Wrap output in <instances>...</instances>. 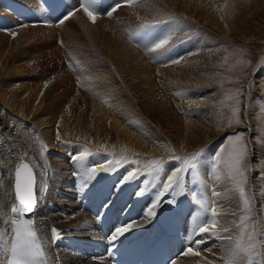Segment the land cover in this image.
I'll return each mask as SVG.
<instances>
[{"label":"bare ground","instance_id":"obj_1","mask_svg":"<svg viewBox=\"0 0 264 264\" xmlns=\"http://www.w3.org/2000/svg\"><path fill=\"white\" fill-rule=\"evenodd\" d=\"M22 1L28 5L12 1L19 7H26V13L19 14L10 2L0 0V6L6 8V11L8 9V13L11 12V19L5 23L0 20L2 28L9 27L14 22L17 26H24L10 29L8 34L0 30V105L6 109V113L16 118L15 123L14 119H8L0 112L1 230L11 227L5 221L13 219L10 209L17 204L13 188L14 174L20 163L19 158L23 157L36 174L37 203L33 215L37 235L44 247L48 263L109 264L99 247L105 246V236L99 227L105 225L108 217L111 218V222L107 223L110 229L116 228L117 231L122 228L121 225H131V216L121 214L120 203L127 198L140 197L147 186V196L137 202L140 206H146L142 219L136 223L138 227L130 228L115 240L111 239V244L106 246L111 247L117 241L141 233L145 234L146 243L152 246L159 237L161 226L151 224L156 218L158 207L154 209L155 214L152 216H148V209L156 201L167 175L181 166L168 159L158 175H149L146 168L148 159L155 155L170 158L172 153L181 154L193 150L199 154L203 151L204 154L200 155L196 163V169L191 170V173L196 172L200 176L206 189L207 197L199 201L218 204L221 213L218 220L222 227L230 229V233L220 230L219 235H199V246L195 243L191 245L199 255H186L188 245H181L180 237H177L170 241L171 249L176 252L173 255L183 252L176 260L178 264H214L222 261L228 264L230 259H235L237 264H243V257H233L231 244L220 237L230 234L235 238L238 235L237 225L243 215L246 195L252 196L253 204L257 205V215L264 217V182L259 178L257 168L245 169L242 185L245 189L244 198L240 196L236 182L229 178V170L214 168L210 157L216 151L224 132L223 110H219L218 106L220 93L217 95L216 92H205L201 86H206V90L222 86L224 67L229 62V55L224 53L231 50L222 45V39L240 44L237 42L238 31L250 30V21L264 12V0H231L233 6L235 1L245 3L244 16L236 29H231L228 24L230 16L226 13L219 15L217 11L219 5L224 7V0H137L133 7L122 4L124 0H97L98 11L95 10L97 18L94 23L80 10V0H64L63 11L66 8L71 11V15L63 19V23L58 21L63 11L54 19L46 14V0ZM115 2L118 3L112 6ZM212 7L217 11L215 14L211 13ZM113 8L116 10L109 16L107 13ZM183 12V15L179 14ZM24 14L26 18L30 16L39 19V22L32 24L31 21L24 20ZM168 15L170 16L167 17ZM194 15L204 22L201 24L207 26L206 30L193 24L194 20L198 21ZM0 16L4 18V14ZM180 17H183L182 20H179ZM189 17L191 21L187 19ZM167 20L168 23H165ZM144 21H160L159 26L164 29L166 27V30L157 42L164 38H170L169 41L173 42L170 45L173 51L169 55L165 52L170 49L168 46L160 49L161 51L157 50V58L153 55L152 63L159 65L151 64L138 47V44H146L149 40L150 44L156 38L152 32L147 34L144 29L141 39H135L133 35L127 38L123 34L130 32L131 26L137 33L144 28L140 25ZM178 23L182 25L179 26ZM28 24L44 26L31 27ZM241 24L243 29L240 28ZM196 29L199 32L193 34L194 38L187 40V44L184 41L185 45L180 46L182 42L178 40H182L183 34ZM81 30L85 38L80 36ZM168 30L170 34L166 32ZM5 31L7 32L6 28ZM213 32L215 35L211 36ZM188 37L192 38L189 35ZM154 41L152 46L156 43ZM188 48L189 56H185L183 50ZM88 50L94 51V54H90ZM65 57L67 59L64 61ZM177 59L180 62L173 63ZM259 59L260 63L253 67L252 77L261 67L260 75L264 72V65H260L264 62V50ZM67 60L72 62L70 69L66 67L65 63L69 62ZM167 60H170L169 64L164 65ZM52 65L53 70L49 68ZM256 78L259 82L264 81ZM207 96L211 98L207 100ZM247 100L248 90L244 94V108L248 105ZM199 109L202 113L198 114H202L203 120L188 116L196 115ZM145 112L159 120L163 148L150 139L155 134L143 118ZM182 112L185 115H181ZM261 116L254 112L247 119L250 120V117L254 126L257 125L259 129L263 125H260V119L264 120V116ZM240 126L245 128L248 125L242 123ZM262 133L264 132L259 134ZM261 140L264 141V135ZM166 144H174V148L165 150ZM251 147L257 158L264 160V144L253 141ZM49 156L59 163L66 161L63 169H67V164L72 165L74 174H66L63 178L66 185L69 186L72 180H78L77 192L75 187L67 189L68 197L74 194L75 200L67 199L69 208H56L61 212L53 209L58 201L64 200L59 196L55 199L53 197V191L58 188H54L51 183ZM253 158L254 163H258L259 160L254 156ZM82 159L87 162H84L86 166L83 168V163L80 162ZM92 169H96V172L92 173ZM261 171L264 172V166ZM106 174L109 178L113 175L107 186H97ZM130 175L138 181L130 195L126 196L124 189L131 179L128 178ZM154 179L156 183L150 188ZM188 180L189 178L185 179V182L188 183ZM186 188L190 189V186L187 184ZM169 193L165 196H171ZM108 194L113 195L108 207L120 198L122 201L115 208L105 210L103 201H107ZM136 206L137 210L143 207ZM201 211L198 201L183 203L178 216H182L183 222L176 220L175 228L184 233L181 224L187 222L190 235ZM204 218L208 219L207 216ZM73 227L75 232L71 233ZM261 227L264 230V218ZM53 228L67 232L70 236L56 244L52 239ZM10 235L9 231L8 236ZM56 245L60 248V255H55ZM78 248L93 251L97 257L85 256ZM5 253L6 249L2 245L0 264H6Z\"/></svg>","mask_w":264,"mask_h":264},{"label":"rangeland","instance_id":"obj_2","mask_svg":"<svg viewBox=\"0 0 264 264\" xmlns=\"http://www.w3.org/2000/svg\"><path fill=\"white\" fill-rule=\"evenodd\" d=\"M12 1H19L21 3L23 2V4H25V2L22 1V0H7L8 3L10 2L9 3L10 5L13 3ZM205 1H209V0H205ZM224 1H226L225 4H224V7L219 5L218 8H217V11H218L219 15H223L222 13H226L228 16H230L228 24L231 27V29H236V27L241 22L242 17L244 16L243 9L245 7V3H244V1H242L240 3L235 1V5L233 6L231 0H224ZM122 4H125V3L123 2ZM25 5H28V4L26 3ZM210 5L213 6L214 4H210ZM11 6L13 8V5H11ZM17 6H19V5H17ZM0 7H1L0 8V13L2 14V16L4 14V16H3L4 18H2L0 16V20L4 21V23H5L6 20L11 19L10 18L11 12L8 13L9 10L7 9V11H6V8H4L3 6H0ZM217 11L212 7V10H211L212 14H215ZM184 13L185 12L179 13V14L183 15ZM171 14H173V13H171ZM187 14H189V13H187ZM173 15H176V14L174 13ZM169 16L170 15H168L167 17H169ZM194 16L196 17V15H194ZM183 17H180L179 20H182ZM30 18L32 19V20H30L32 22V24L37 23V22L33 21L35 18L27 16V19H30ZM187 19L191 21L190 17L187 18ZM196 19L198 21L194 20L193 24L198 26V27H200V28H203L204 30H206L207 26L204 27L201 24V23H204V22L201 21L200 19H198V17H196ZM1 21H0V24H1ZM13 22H14V20H13ZM144 22L145 23H142L140 25H143V26L144 25H149V27H144L143 29H141L142 31L141 30L138 31L140 33H138V32L136 33L135 32L136 29H133L132 26L129 28L131 30L130 32H128V33H123L122 32V33L124 35L126 34L125 36L127 38L129 36L133 35V37L135 39H141L142 34L146 30L147 34H151V32L153 33L154 38L155 37L157 38V39L155 38L154 40H156V42H157V40L162 36L164 31L166 30V27H165V29L162 26L160 27L159 24H158V22H160V21H155L153 23H149L148 21L147 22L144 21ZM165 23H168V20ZM42 25L43 24H41V25L40 24L39 25L28 24V26H31V27L42 26ZM72 25H73V23H72ZM135 25H139V24H135ZM172 25H174V22L172 23ZM178 25L180 26L182 24L178 23ZM241 25L242 26L240 28L243 29V24H241ZM249 25L251 26L250 30H247L245 32L243 31L245 29L238 31L239 35H238V41L237 42H240V44L235 43L233 41H230L228 39H222V41H224L222 45L225 48H227V49H231V50H229V52H227V53L225 52L224 53L226 55H229V57H228L229 62H227L226 63L227 66L224 67L225 75L223 76L222 86L221 87L219 86L218 88L217 87L213 88V90H212V88H210L212 91L209 90V88H207V90H206V88H205L206 86H201V87L205 90V92H209V93L216 92L217 95H218V92L220 93V97H219L220 103H219L218 106H219V110H221V108L223 110V122L225 123L223 125V128H222V131H224V132H223L222 137L219 140L218 147H217L216 151L213 154H211V157H210L212 163L216 164V157L220 156L221 157V161H220L219 167L229 170V168L227 167L226 162L229 160L230 156L231 155H235V153L237 151L243 149L246 146V155L243 157V162L240 165L241 171H244L245 169L248 170V169H253V168H254V170L258 169L257 170V174H260L259 178L262 179V181L264 182V179H263L264 178V174H263L264 172L261 171V168L264 166V162H263L264 160L261 161V159L257 158V156H256L257 154L253 152L254 149H252V147H251V144H253V141H255L257 143H260V144L261 143L264 144V141L261 140V137L264 135V133H262V135L259 134L262 131L264 132V120L259 118L260 119V125H262V124L263 125H262V128L260 127L258 129L257 125L254 126V124L252 123L250 117H249L250 120L247 119V117L250 116L251 114H254V112L257 113V114H261L262 115L261 117L264 116V81L259 82L258 78H256V77H259L260 80L264 79V72L262 73V75H260L261 72H259L262 67L258 70L259 73L256 72L254 77L251 76L252 75L251 73L253 71V67L256 66L257 63H260L259 62V60H260L259 58H261L262 51L264 50V12L262 13L261 16H258L256 19L251 20ZM18 26L14 22L13 25H10L9 27H5L6 30H7V32H6L5 28H2V25H0V30L3 33H7L8 34V30H10L12 28L24 27V26H19V27ZM155 26H157V27H155ZM154 29H156V30H154ZM166 32L170 34L169 30L166 31ZM198 32H199V29H196V31L188 30V32H186L187 34L184 33L185 35L183 34L182 40H181V38H180V40H178V41L182 42V44H180V46L181 45L182 46L185 45V43L187 44L186 41L193 39L194 38L193 34H196ZM188 33H190L192 35H190ZM135 34H138L139 37H138V35H135ZM140 34H141V36H140ZM188 35L190 37H192V38H189ZM213 35H215L214 32L212 33L211 36H213ZM80 36L84 37V38L86 37L83 31L80 33ZM187 37H188V39H186ZM219 38L221 39L220 36H219ZM154 40H151L150 44H149L150 40L146 44H144V42L140 43V45L138 44V47L140 48V51H143L142 53L146 54L145 58L151 64L159 65V64L152 63L153 55H154L155 58H157V56H158L157 51L153 52V51H149L148 50V49H150V48H152L154 46V45L152 46V44H153L152 41L155 42ZM184 41H185V43H184ZM179 43L180 42H178V44ZM172 44H173V42L169 41V43L166 45V46H168V48H170L168 50H165L166 55H169L173 51L172 46H170ZM134 45L137 46L136 43ZM189 51H190V48H188L187 50H183V53H185L184 55L185 56L186 55L189 56ZM89 52H90V54H94V51H92V50H90ZM187 52H188V54H187ZM190 55H192V54H190ZM66 59H67V57H65L63 60L65 61ZM67 61H69V60H67ZM69 62L65 63L66 67L68 66V68L71 67V65L68 64ZM169 62H170V60H167L163 64L164 65L165 64H169ZM260 65L261 66L264 65V62H262ZM49 68L52 69L53 65L50 66ZM50 71L51 70H49V72ZM226 73H228V74L226 75ZM81 90H83V89H81ZM246 90H248V100H247L248 101V105H245V108H244V94H245ZM210 98H211L210 96L206 97L207 100L210 99ZM198 105H201L203 107L202 104H198ZM236 109H238V116L233 114L234 110H236ZM244 109L246 111H244ZM0 112H1V114L6 115V117L8 119H11V118L14 119L15 123H16V118L12 117V115H10L9 113H6L7 111H6L5 108H3L2 105H0ZM200 112H201V110L199 112H197L196 115H194V116L192 114H190L188 116L189 117H194L197 120H203L202 114H198ZM245 113L247 115L246 117H245ZM182 114L185 115V113H183V112L181 113V115ZM169 116L171 117L172 114H170ZM143 118L148 122V125L153 129V132L155 134V136L151 137L150 139L153 140V143L155 145H158V146H160V148H163L162 147L163 134H162L161 124H160L159 120L157 118L151 116L147 112L144 113ZM244 119L246 121H248V122L251 121V123L244 122L245 121ZM236 120H239V123H237ZM230 121L232 122L231 126H229V122ZM242 123H245L248 126H246L245 128L241 127L240 125ZM25 124L27 125L28 123H25ZM29 127H31V125H29ZM164 130L166 131L165 128H164ZM230 130H232V131H230ZM251 130L253 131L252 134L250 133V132H252ZM33 136H34V133H33ZM172 148H174V144H166V147L164 149L167 150V149H172ZM171 152H173V150H171ZM178 154L179 153H172L171 156L167 155V156H170V158H165L164 155H158V156L155 155V156L151 157L150 159H148L146 164L148 162L152 161V160H158V161H162V166H163V163L166 160L171 159L176 164L178 163L177 165H180L181 167H183V159L185 157H188V156H191L192 154H197V153L193 152V150H191V151H188V152L186 151V153H181L179 155ZM201 154H204V152L202 151L201 153H199V156ZM253 156L256 157V160L257 159L259 160L258 163H254L255 162V158H253ZM49 157L51 158V165H50V168H49V172H51V174H52L51 183L54 184V186H53L54 188H56V189L58 188L57 191H53L54 195L53 194L52 195H53L54 199L58 198V196H59V198L64 200V201H58L59 202L58 205L55 204V207L53 209H55L57 212H61L60 210H57L56 208L59 207V206L68 207L69 208L70 205H69V203H67L68 202L67 199H69L70 197L72 199L74 198L73 196L68 197V195H67V192H69V190H67V189H71L72 186L66 185V183L63 181L64 180L63 178H65L66 174H68V176L73 175L74 174V170H73L71 164L65 165L67 167V169H63L62 168L64 166V163H67L66 161H62L64 163H59L58 161L53 159L52 156H49ZM124 157H126V156H124ZM176 157H179L180 159H176ZM84 160L85 161H83V159H82V161L80 160V162L83 163V165H81L82 166L81 168L85 167L86 164H87L86 159H84ZM84 162H86V164ZM60 165H62V166H60ZM58 166L60 168H58ZM255 168H257V169H255ZM58 170H59V172H58ZM64 170L65 171L67 170V171L65 172ZM188 171L189 170H186L184 173H182V178H183V175L186 174ZM56 172H58V173H56ZM196 175L197 174H195V176ZM59 176H63V177L59 178ZM195 178L197 179V176ZM189 179H190V177H189ZM72 181H74V180H72ZM76 182H78V180H76ZM70 183H71V185H73V182H70ZM61 190L64 191V192H61ZM55 192H57V193H55ZM110 195L111 194H108V196H110ZM246 197L247 198H245V196H244V198L247 199L248 204L245 205V203H243V206H244L243 208L244 209H243V215L241 217H251L250 223L254 224L255 227H256L255 243L257 245V251H264V245H262L263 241H264V230H263V227H261L262 224H263V218L264 217L261 216L262 217L261 218L260 216L257 215L258 214V210H257V207H256L257 205L255 203L253 204L252 196L246 195ZM112 198H113V195H112ZM112 198H111V200H112ZM74 200H75V198L72 201H74ZM139 200H142V199L139 198ZM108 202H111V201H108ZM249 203H251V204H249ZM137 205L139 207H141L138 203H137ZM135 208H138V207L136 206ZM241 217H240V219H241ZM137 227H138L137 224H133V223L131 224V229H135ZM74 228L75 227H73V229L70 230L71 233L75 232ZM251 230H252L251 227H249V231H251ZM237 232H239V231H237ZM83 249H85V248H83ZM255 258H257V262H260L262 259H264V257H262V256H256ZM178 259H179V257H178ZM178 259H176V260H178Z\"/></svg>","mask_w":264,"mask_h":264},{"label":"snow or ice","instance_id":"obj_3","mask_svg":"<svg viewBox=\"0 0 264 264\" xmlns=\"http://www.w3.org/2000/svg\"><path fill=\"white\" fill-rule=\"evenodd\" d=\"M97 0H81L80 10L88 16L89 20L93 23L97 18V13L95 11V5ZM124 3L128 7H133L137 3V0H124ZM116 9L113 8L107 14L112 15V11ZM71 15V14H70ZM67 18V17H66ZM65 18V19H66ZM63 23V20L61 21ZM144 27H149V25H144ZM170 38H164L159 40L154 44V46L149 51H157L164 48L169 43ZM179 60H174L173 63H179ZM234 115L238 116V109L234 110ZM239 123V120H236ZM231 121L229 126H231ZM174 151V150H173ZM43 154V149H42ZM198 154H192L191 156L185 157L183 159V167L174 169L170 174L167 175L165 181L162 184V189L157 195L156 201L148 209V216L154 215V209L159 206L160 198L171 192L172 196L175 197L178 193L184 191V182L182 178V173L186 170H195L197 167L196 160ZM246 155V146L237 151L235 155H231L229 160L226 162L229 168V178L236 182V186L239 190L240 196H245V189L242 186L244 183V173L241 171L240 165L243 162V157ZM20 163L15 169V200L17 204H14L10 211L13 215V219L10 221H5L6 224H10L11 227L5 228L0 231V245H3L6 249L7 264H37L38 259L43 258L44 249L42 243L39 240L37 233L33 230L32 225L29 222H24L20 217H23L25 213H31L34 211L36 206V198L34 195V176L32 167L29 163L24 162L23 157L19 158ZM176 159H180L176 157ZM221 161V157H216V164L214 168H218ZM119 163V161H117ZM148 169V174H159L162 171V161L152 160L146 164ZM92 173L96 172V169L91 170ZM131 178V175L128 177ZM195 199V195L193 196ZM168 203H175V200H169ZM201 204V214L197 216L194 222L193 235H201L204 233H211L212 235H219V231L222 230L224 233H230L228 227H222L218 216L221 215L219 211V206L215 202L208 204L205 201H198ZM245 205L248 204L247 199L244 200ZM207 216L208 219L204 217ZM251 217H241L237 228L239 229L238 235L234 238L232 235H227L220 237L222 239H227L231 244V254L233 257L241 256L243 257V264H258L255 259L256 256L264 257V251H257V245L255 243V232L256 227L254 224L250 223ZM251 227V231H249ZM131 225L119 228L116 234L112 237L113 240L117 236L122 235L124 232L128 231ZM9 231L11 235L8 236ZM53 242L59 239L58 231L53 228L52 230ZM8 237L7 239L5 237ZM197 247L201 241H194ZM192 240L189 241L191 245ZM185 254L199 255L198 251L189 246ZM228 264H237L235 259H230ZM259 264H264V259H262Z\"/></svg>","mask_w":264,"mask_h":264},{"label":"water","instance_id":"obj_4","mask_svg":"<svg viewBox=\"0 0 264 264\" xmlns=\"http://www.w3.org/2000/svg\"><path fill=\"white\" fill-rule=\"evenodd\" d=\"M33 176H34V173H33Z\"/></svg>","mask_w":264,"mask_h":264}]
</instances>
